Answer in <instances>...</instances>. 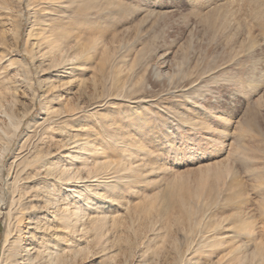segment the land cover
<instances>
[{
  "label": "rangeland",
  "instance_id": "rangeland-1",
  "mask_svg": "<svg viewBox=\"0 0 264 264\" xmlns=\"http://www.w3.org/2000/svg\"><path fill=\"white\" fill-rule=\"evenodd\" d=\"M0 264H264V0H0Z\"/></svg>",
  "mask_w": 264,
  "mask_h": 264
},
{
  "label": "bare ground",
  "instance_id": "bare-ground-1",
  "mask_svg": "<svg viewBox=\"0 0 264 264\" xmlns=\"http://www.w3.org/2000/svg\"><path fill=\"white\" fill-rule=\"evenodd\" d=\"M47 56V54H46V52H43V57H46ZM84 130H88L87 128H85V129H83V131ZM47 171H52V167H49V168H47L46 169ZM66 170V169H65ZM115 174H118V177H115ZM130 174V172H129V169H120V170H117V171H115V172H111V175H114V176H111V181H112V179L113 178H118L119 180H127V179H129V175ZM118 180V181H119ZM103 181V180H102ZM105 181H108V180H105ZM115 181V180H114ZM113 181V182H114ZM96 182V181H95ZM70 183H71V181H70ZM103 183H105V182H103ZM67 185H68V183H67ZM91 219H92V217H90ZM94 218V217H93ZM96 219V218H95ZM33 229V228H32ZM30 237V236H29ZM31 251V250H30ZM49 252V251H48ZM47 252V253H48ZM26 255L27 256H30L31 254L29 253V251H27V253H26ZM33 256V255H32ZM44 256V255H43ZM32 259V258H31ZM29 257H27V259H26V261L27 260H31ZM25 261V260H24Z\"/></svg>",
  "mask_w": 264,
  "mask_h": 264
}]
</instances>
